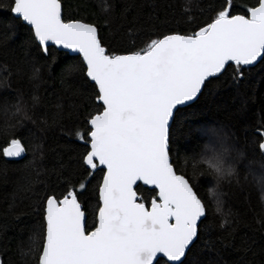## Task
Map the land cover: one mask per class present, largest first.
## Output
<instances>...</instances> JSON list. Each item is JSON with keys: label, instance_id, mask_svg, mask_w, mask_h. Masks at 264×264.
I'll return each instance as SVG.
<instances>
[{"label": "snow or ice", "instance_id": "6c2138e0", "mask_svg": "<svg viewBox=\"0 0 264 264\" xmlns=\"http://www.w3.org/2000/svg\"><path fill=\"white\" fill-rule=\"evenodd\" d=\"M8 10L30 26L28 42L45 56L51 44L81 57L62 69L61 82L73 97L82 94L68 84L72 77L79 74L85 85L92 82L93 93L84 104L70 105L75 112L89 101L96 105L84 120L87 128L74 132L86 146L83 181L75 184L65 178L62 190L54 186L45 191L40 201L42 224L27 250L21 249L25 264H159L161 258H166L165 264H185L192 246L213 227L204 225L210 208L193 183L196 169L215 180L216 188L208 195L214 198L216 213L225 217L219 225L224 229L232 223L227 219L231 213L223 212L218 189L235 176V168L227 162L230 149L220 142V133L207 126L200 131L209 143L199 158L185 156L181 168L173 148L174 112L202 94L210 79L223 75L230 63L235 80L244 75L242 66L264 61V0L239 8L235 0H210L206 9H199L202 20L188 16L187 26L193 31H154L142 47L133 40L121 51L100 34L103 26L111 27L108 21L101 26L67 18L62 0H11ZM132 32L129 27L127 34ZM3 71L7 69H0V87L7 82ZM38 73L34 68L33 77ZM22 112L17 103L13 116ZM23 118L30 119L26 114ZM19 126L20 120L0 125V138L6 143L0 149L3 157H22L32 147H26ZM257 134L258 150L264 154V130ZM97 172L101 179L94 189L97 203L89 224L85 194ZM14 207L15 198L10 211ZM234 231L221 239H231Z\"/></svg>", "mask_w": 264, "mask_h": 264}, {"label": "trees", "instance_id": "16d2710c", "mask_svg": "<svg viewBox=\"0 0 264 264\" xmlns=\"http://www.w3.org/2000/svg\"><path fill=\"white\" fill-rule=\"evenodd\" d=\"M209 2L62 0L67 18H84L85 22L101 26L108 21L111 27L103 26L100 34L117 51L133 40L137 47H142L154 31H193V27L187 26L188 16L202 20L199 9H206ZM251 2L235 0L238 8ZM10 3L11 0H0V69H7L2 72L7 82L0 87V125L20 120L18 131L26 138V147L29 144L32 147L20 160L0 155V261L25 264L21 249L27 250L34 230L42 224L40 201L45 191L54 186L57 191L62 190L60 185L65 178L75 184L83 181L81 157L86 146L75 138L74 132L87 128L84 120L96 105L89 101L78 113L70 108L71 104L83 105L93 93L92 82L85 85L79 74L68 84L82 95L73 97L61 82L62 69L79 62L81 57L53 46L45 56L28 42L29 26L15 19L8 10ZM186 8L191 11L185 13ZM129 27L133 28L131 35L127 34ZM34 68L39 69L37 77H33ZM242 71L244 75L234 80V65L230 64L223 75L210 79L193 104L180 106L174 116L173 148L181 168L185 156L199 158L209 143L201 134L203 126L221 130L228 136L225 140L230 142L228 158L235 168V176L221 182L218 189L223 194V212L231 213L227 219L232 223L224 229L219 225L225 217L216 213L214 198L208 195L210 188H216L215 180L204 169H196L193 183L198 185L210 208L204 225L213 227L192 246L185 264H264V154L258 150L261 137L257 134L258 129L264 130V61L254 67L242 66ZM34 96L38 97L37 102L33 101ZM17 103L24 112L13 116ZM25 114L30 119L23 118ZM36 145L42 147L37 149ZM4 146L6 143L0 138V149ZM187 172L193 176L191 164ZM99 179L97 172L85 194L89 224L97 203L94 189ZM26 187L30 190L25 191ZM14 198L15 207L10 211ZM15 216L19 220H14ZM232 229H235L233 237L222 240ZM165 261L160 259L159 264Z\"/></svg>", "mask_w": 264, "mask_h": 264}, {"label": "water", "instance_id": "95a60500", "mask_svg": "<svg viewBox=\"0 0 264 264\" xmlns=\"http://www.w3.org/2000/svg\"><path fill=\"white\" fill-rule=\"evenodd\" d=\"M13 16H15V15L13 14ZM24 23L26 24V22H24ZM26 25H27V24H26ZM29 27H30V26H29ZM51 46L55 47L56 49L60 50L61 52L64 51V52L69 53L70 55L79 56L77 53L73 52L72 50H69V49H63V48H60L59 46H54V45L49 44V47H51ZM259 62H261V61L258 60V62H256L254 65L246 66V67H254V66H256ZM230 64H231V63H230ZM199 96H200V94L198 95V97H199ZM198 97L195 98L193 101L188 102L185 106H182V107H186V106H188V105L193 104V103L196 101V99H198ZM179 107H180V106H178V108H179ZM176 111H177V110H176ZM176 111L174 112V116H175V114H176ZM173 120H174V119H173ZM173 120H172V123H173ZM25 156H27V153L24 154L22 157L9 158V159H11V160H20V159L24 158ZM144 187H148V188H149V187H151V186H144ZM161 259L166 260V258H161Z\"/></svg>", "mask_w": 264, "mask_h": 264}, {"label": "rangeland", "instance_id": "374dc122", "mask_svg": "<svg viewBox=\"0 0 264 264\" xmlns=\"http://www.w3.org/2000/svg\"><path fill=\"white\" fill-rule=\"evenodd\" d=\"M209 128H210V127H209ZM218 132L220 133V136H219V140H220V142H222L223 144L227 145L228 148H229L230 142H228V143L225 142L226 139H229L228 136H226V135L224 134V132L221 131V130L218 131ZM227 162L230 163V164H232V161L229 162V158H228ZM263 194H264V193H263ZM263 197H264V195H263Z\"/></svg>", "mask_w": 264, "mask_h": 264}]
</instances>
